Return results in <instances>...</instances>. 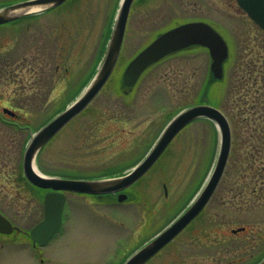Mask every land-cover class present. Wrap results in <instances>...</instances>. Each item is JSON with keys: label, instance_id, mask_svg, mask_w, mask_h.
I'll use <instances>...</instances> for the list:
<instances>
[{"label": "rangeland", "instance_id": "374dc122", "mask_svg": "<svg viewBox=\"0 0 264 264\" xmlns=\"http://www.w3.org/2000/svg\"><path fill=\"white\" fill-rule=\"evenodd\" d=\"M19 1L0 0V8ZM119 2L67 0L0 26V212L17 230L0 235V264H122L192 203L212 170L219 135L213 123L198 120L125 189L127 201L69 193L60 231L45 246L32 245L28 232L42 219L46 190L25 179L24 150L88 82ZM149 3L131 7L108 81L38 152L33 166L44 177L70 180L130 171L167 121L195 105L198 92L202 96L210 61L202 48L187 49L151 66L130 89L121 85L124 66L158 34L205 22L222 35L231 59L208 99L229 122V157L207 205L146 264H256L264 257V31L234 0Z\"/></svg>", "mask_w": 264, "mask_h": 264}, {"label": "water", "instance_id": "95a60500", "mask_svg": "<svg viewBox=\"0 0 264 264\" xmlns=\"http://www.w3.org/2000/svg\"><path fill=\"white\" fill-rule=\"evenodd\" d=\"M67 0H26L0 9V25L10 23L35 11L58 7ZM247 16L264 30V0H236ZM132 0H122L115 18V24L100 67L79 97L61 113L39 129L29 140L22 156V169L25 178L34 186L56 191H70L102 195L114 193L133 184L155 163L172 139L189 123L199 118L211 120L219 132V151L211 174L191 205L169 226L135 251L123 264H146L154 255L179 235L203 210L223 175L231 145L230 127L217 109L205 105L190 107L177 114L164 128L148 155L128 174L101 180H66L39 175L33 168L38 152L72 118L84 110L96 97L111 75L117 61ZM31 9H36L31 11ZM208 48L214 78H221V64L226 57V46L220 36L203 23H188L178 26L156 38L127 65L122 74V86L132 87L140 74L161 58L192 45ZM4 112L13 113L4 109ZM123 196H120V200ZM64 197L59 193L45 195L43 201L44 218L30 231L31 239L43 245L59 227ZM243 228L232 231H242ZM12 226L0 215V233H10ZM264 264V258L258 263Z\"/></svg>", "mask_w": 264, "mask_h": 264}, {"label": "flooded vegetation", "instance_id": "af4514ba", "mask_svg": "<svg viewBox=\"0 0 264 264\" xmlns=\"http://www.w3.org/2000/svg\"><path fill=\"white\" fill-rule=\"evenodd\" d=\"M151 1H157V0H133V1H132V5H131V7L134 6V3H137V2H138L140 5H143V4H144V5H147V4H151V3H149V2H151ZM145 3H147V4H145ZM197 47L202 48L203 50L207 51L206 53H207V56L209 57V54H208V50H207V49H205V48H203V47H200V46H197ZM181 52H182V51H181ZM165 59H166V58H165ZM163 60H164V59H163ZM209 61L211 62L210 57H209ZM230 63H231V59H230V55H229V56L225 59V61L222 63V79L224 78L225 73H226L227 68H228V66L230 65ZM209 65H210V64H209ZM222 79H221V80H222ZM203 83H204V85L206 86L207 91H205L204 93H202V94H203L202 98H200L199 92L197 93V94H198V95H197V102H196L195 105H199V104H207V105H210V106H211L212 104L207 103V102H204V101H206V98H207V100H208L209 96L211 95V92H212L213 89H214L213 87H214V85H215L216 82H214V81L209 82V73H208V74H207V78L204 79ZM45 193H47V191H45ZM122 193L127 195V198H126V200H125V201H127V200L129 199V194L127 193L126 190L123 191ZM63 194H64V196H65V203H64V207H65V204H66V202H67V194H69V193L64 192ZM70 194H74V195H83V194H75V193H70ZM119 194H121V193L118 192V193H112V194H105V195H101V196L96 195V196H92V197L95 198L96 200H98V201H102V202H113V200H114V201H116L117 203H119V202H118V196H119ZM86 196H91V195H86ZM125 201H124V202H125ZM63 212H64V209H63ZM62 223H63V215H62L61 227H62ZM61 227H60V228H61ZM15 230H16V228H15L13 231H15ZM16 231H17V230H16ZM0 235H2V234H0ZM10 235H11V234H10ZM2 236H8V235L3 234Z\"/></svg>", "mask_w": 264, "mask_h": 264}, {"label": "trees", "instance_id": "16d2710c", "mask_svg": "<svg viewBox=\"0 0 264 264\" xmlns=\"http://www.w3.org/2000/svg\"><path fill=\"white\" fill-rule=\"evenodd\" d=\"M30 18H34V16H28L27 18H24V19H30ZM23 20V19H22ZM109 32H110V28L108 29V31L106 32V37L108 38V35H109ZM104 49V48H103ZM93 74V73H92ZM91 74V76H92Z\"/></svg>", "mask_w": 264, "mask_h": 264}, {"label": "bare ground", "instance_id": "6f19581e", "mask_svg": "<svg viewBox=\"0 0 264 264\" xmlns=\"http://www.w3.org/2000/svg\"><path fill=\"white\" fill-rule=\"evenodd\" d=\"M33 10H36V9H31V11H33Z\"/></svg>", "mask_w": 264, "mask_h": 264}]
</instances>
